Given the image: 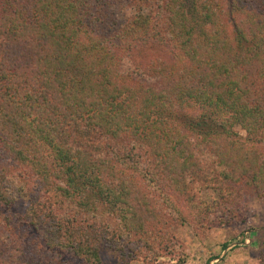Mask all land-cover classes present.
Segmentation results:
<instances>
[{"label":"trees","instance_id":"trees-1","mask_svg":"<svg viewBox=\"0 0 264 264\" xmlns=\"http://www.w3.org/2000/svg\"><path fill=\"white\" fill-rule=\"evenodd\" d=\"M143 47L170 62L128 65ZM241 182L264 198V0H0V264L154 263L170 198L204 216Z\"/></svg>","mask_w":264,"mask_h":264},{"label":"rangeland","instance_id":"rangeland-1","mask_svg":"<svg viewBox=\"0 0 264 264\" xmlns=\"http://www.w3.org/2000/svg\"><path fill=\"white\" fill-rule=\"evenodd\" d=\"M131 59L142 67L150 63L156 67L161 62H170L171 56L168 49L143 47L139 48L134 57L126 59L127 64ZM188 112L196 115L197 109ZM232 132L235 134L233 140L244 142L246 134L240 127L234 126ZM9 170L14 171L11 168ZM3 185L14 201L10 214L14 215L12 219L16 221L24 216L28 203L25 198L18 195L13 183L5 181ZM170 199L174 202L175 209L169 211L162 206L161 214L163 227L176 241V252L172 255L160 252L157 258L149 253L147 254L148 259H154L155 262L151 261L148 264H177L176 256H182L183 261L179 264H264V198H258L249 183L241 182L237 204L234 202L232 207L220 206L221 201L218 202L217 189L202 190L197 200L200 204L203 202L206 205L207 211L204 216H202V211H199L201 206L200 209L198 207L194 209L195 213L190 217L187 214L193 212V208L186 209L185 204L181 203L179 198ZM174 210L182 212L186 219L193 222L179 223L174 219ZM201 222L207 223L202 224ZM19 230L16 227L10 229L14 246L20 236ZM25 240L28 243L27 249L35 245H38V248L41 247L40 237L31 241L28 238ZM98 254L99 264H146L143 258L123 259L122 256L121 259L108 243L100 245ZM63 260L66 264H78L65 254L60 259V261Z\"/></svg>","mask_w":264,"mask_h":264}]
</instances>
